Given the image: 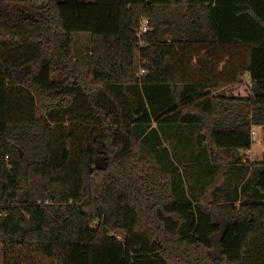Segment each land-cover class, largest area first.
I'll return each mask as SVG.
<instances>
[{"label": "trees", "instance_id": "1", "mask_svg": "<svg viewBox=\"0 0 264 264\" xmlns=\"http://www.w3.org/2000/svg\"><path fill=\"white\" fill-rule=\"evenodd\" d=\"M78 34L90 36L87 72L73 63ZM245 75L246 98L213 93ZM254 127L264 0H0L4 264H256ZM173 141L181 175L162 150Z\"/></svg>", "mask_w": 264, "mask_h": 264}, {"label": "rangeland", "instance_id": "2", "mask_svg": "<svg viewBox=\"0 0 264 264\" xmlns=\"http://www.w3.org/2000/svg\"><path fill=\"white\" fill-rule=\"evenodd\" d=\"M89 47H90V36L88 34L76 35L75 43L73 45V63L76 64L78 66V68L81 69V71H83V72H87L88 67H89V60H88V58L90 56ZM140 76H141V74H140ZM248 94L249 93H247V95ZM157 136H159V137L162 136L159 131H155V133H152L149 136L148 144L153 142V140H156ZM253 140H254V145H253V151H252V155H251L252 159L255 162L258 160L264 161V130L263 129H256L255 136L253 137ZM173 143H174V141H173ZM181 147H183V146H181ZM162 150H164V151L166 150L169 153V155H171L173 158H174V155L177 156V154H179V157L177 159V161L179 162L178 163L179 170H178L177 174H180V175H181V173L183 174L184 167L181 166L182 162L180 161L179 158H182L183 155L186 154L185 150L181 149L180 146L177 147V145H175V143H174V145H170L169 143L163 144ZM146 153H147V151H146ZM190 154H192L193 156L195 155L194 152H190ZM148 159L151 162H154V163L157 162V160H155L154 156H151ZM193 167H195V166H193ZM220 168L221 169L216 176L214 184L205 188L204 196L201 199V202L207 206L214 201L213 195L216 193L215 189L222 186L223 183L225 182L226 178H227V172H228L229 168L227 166H223ZM219 198H222V196H220ZM220 202H222V201L220 200ZM255 252H257V251H255ZM0 264H4V252H3V249L1 246H0ZM256 264H264V257H262V258L260 257L258 259V261L256 262Z\"/></svg>", "mask_w": 264, "mask_h": 264}, {"label": "crops", "instance_id": "3", "mask_svg": "<svg viewBox=\"0 0 264 264\" xmlns=\"http://www.w3.org/2000/svg\"><path fill=\"white\" fill-rule=\"evenodd\" d=\"M252 81L249 77V75H245L242 77L241 83L238 84H233V85H227V86H222L218 89H216L213 93L214 94H221V95H226V96H232V97H237V98H246L247 93H249V89L251 88ZM256 129H263L264 127H254L253 130L256 132ZM254 142V140H253ZM254 145V144H253ZM253 151V147L250 151L245 152L244 154L248 157L249 161L251 163H261L264 161H254L251 157ZM194 152L195 155L198 154L197 150L191 151ZM199 171V169H197Z\"/></svg>", "mask_w": 264, "mask_h": 264}, {"label": "built area", "instance_id": "4", "mask_svg": "<svg viewBox=\"0 0 264 264\" xmlns=\"http://www.w3.org/2000/svg\"><path fill=\"white\" fill-rule=\"evenodd\" d=\"M148 26H149L148 25V21L144 20L142 22V24H141V27H140V31H139L140 35L146 34L149 31V27ZM251 134H252L253 137L255 136L254 130H252ZM7 159L8 158L6 157V160ZM37 205H41V202H38Z\"/></svg>", "mask_w": 264, "mask_h": 264}]
</instances>
